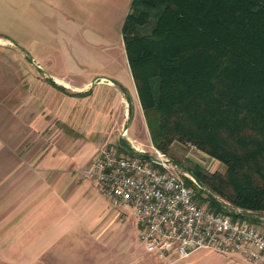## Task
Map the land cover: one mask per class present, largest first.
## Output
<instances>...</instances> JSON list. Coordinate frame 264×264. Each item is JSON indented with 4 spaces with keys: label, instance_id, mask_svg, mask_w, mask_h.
Instances as JSON below:
<instances>
[{
    "label": "crops",
    "instance_id": "crops-1",
    "mask_svg": "<svg viewBox=\"0 0 264 264\" xmlns=\"http://www.w3.org/2000/svg\"><path fill=\"white\" fill-rule=\"evenodd\" d=\"M132 2L0 0V264H256L206 250L156 259L135 215L81 173L124 130L134 139Z\"/></svg>",
    "mask_w": 264,
    "mask_h": 264
},
{
    "label": "trees",
    "instance_id": "trees-1",
    "mask_svg": "<svg viewBox=\"0 0 264 264\" xmlns=\"http://www.w3.org/2000/svg\"><path fill=\"white\" fill-rule=\"evenodd\" d=\"M123 39L152 143L218 159L224 172L186 166L196 196L259 223L249 212L264 213V0H133Z\"/></svg>",
    "mask_w": 264,
    "mask_h": 264
},
{
    "label": "built area",
    "instance_id": "built-area-1",
    "mask_svg": "<svg viewBox=\"0 0 264 264\" xmlns=\"http://www.w3.org/2000/svg\"><path fill=\"white\" fill-rule=\"evenodd\" d=\"M129 142L133 154L103 145L81 173L96 181L112 207L135 210L139 240L150 254L183 259L206 250L264 264V231L204 206L195 193L202 186L161 148Z\"/></svg>",
    "mask_w": 264,
    "mask_h": 264
},
{
    "label": "rangeland",
    "instance_id": "rangeland-1",
    "mask_svg": "<svg viewBox=\"0 0 264 264\" xmlns=\"http://www.w3.org/2000/svg\"><path fill=\"white\" fill-rule=\"evenodd\" d=\"M97 79L98 78H96L95 80ZM131 94L134 99V102L133 104H131V106H133L132 107L133 112L131 114L132 124L130 128V135L134 138L132 139L134 144L141 145L144 148H148L149 145L152 144V141H150L149 139V132L146 126V120L144 117V113H143V110L141 111V107L137 99L136 91H135L134 85L132 84H131ZM76 107H77V104L71 103V108H73L72 111L75 110ZM71 122H72V119H71ZM72 123L75 124V122H72ZM129 141L130 139L128 137H124L123 139H121V141H118L119 146H120V151L123 150L124 152V151H127L128 149L133 151L131 147V143ZM170 156L172 157L174 162H176L179 165V168L181 170L186 171L188 173L190 172L186 169V166H190L191 163H197L201 165L203 168L211 172L217 171V170L221 172L225 171V166L223 163H221L218 159L199 150L194 145L183 144V143L177 142L173 145L172 154H170ZM203 196H206V194L203 193ZM226 205L228 208L232 210L243 212L240 208L234 207L233 205L229 203H226ZM204 206H207V204H204ZM123 208H126L129 215H133V216L135 215V210L133 208H130V207H123ZM249 213L259 220V223H252V224L257 226L262 231H264V213H260V212H249ZM227 255L238 256L246 260L247 262L261 264V263L249 261L240 254L233 253V254H227Z\"/></svg>",
    "mask_w": 264,
    "mask_h": 264
}]
</instances>
